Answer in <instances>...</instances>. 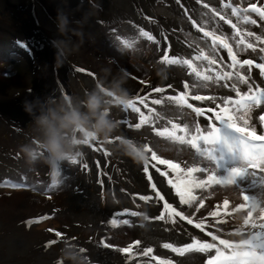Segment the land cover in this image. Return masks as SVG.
I'll use <instances>...</instances> for the list:
<instances>
[{
    "label": "rangeland",
    "instance_id": "rangeland-1",
    "mask_svg": "<svg viewBox=\"0 0 264 264\" xmlns=\"http://www.w3.org/2000/svg\"><path fill=\"white\" fill-rule=\"evenodd\" d=\"M17 0H0V11L5 12L7 8H4V6L12 5L14 9H17L18 6L19 9L15 12L16 20H11L9 17H3L1 18V21H8L9 24L15 25L18 24L19 21H22V27L21 29H16L13 32L20 33L22 36H25L26 32H28L30 29H33L34 26L40 27V30H46L45 33L41 32L39 29H36L38 32H41L43 35L44 41L47 42V46H43L42 44H38L36 42V46L33 48V52L35 56H37L39 59L42 57V63L46 67V71L48 74V80L47 84L48 86L56 87V84L51 81V72L57 71V77L60 79V83L64 84L65 86L69 87L71 91L73 92L74 96H83V93H86L88 88H86L84 85L85 83L91 84V89L95 86L92 80L85 81L86 77L84 76V81H81L78 83L77 76L73 74V78L75 82H77V86L74 88L71 86V83L68 81V78H70L71 69L73 68L76 71H79L80 68L87 67L90 69H96L97 71H103L105 68L111 69V72L107 74V77L109 80H111L112 76L116 74H126V85H132L136 84L138 86H147L150 82V80H153L154 77L157 74L158 70H162L165 68V74L166 71L170 72L172 75L174 74L173 67L179 72L181 80L177 79V83L180 84L183 83L182 88L174 87L172 89H168L167 85L170 84V78L167 76L162 79H158L156 77L155 82L160 83L161 85L159 88H164L165 91L175 90L177 94H179L180 91H188L191 94H203V95H211L215 94L212 91H210V88H215L216 85L213 82L211 85H207V82H201L199 78L196 76L189 77V73L191 72L189 69H186L185 65H179V66H172L170 67L166 61L160 60V55L158 53L157 45L155 44V41H148L146 37H142L140 35V29H131V30H125L123 29V26L120 25V23L112 22V16L110 15V12L108 10H105V6L102 4V6L99 4L98 1H93V3H90L88 0H83L86 5L92 6L97 8L98 10L102 11V15L105 17L107 24L110 28V36L105 34L103 38L105 39L102 43L97 42L95 44L90 45L89 49L85 50L81 55L77 51L70 50L67 46H64L63 43H61V47L65 50V56L59 57L60 59L52 61L54 58V55L57 54L58 56V48L53 46V41L61 42L62 40L57 37L56 35L52 36L50 29L44 25L42 22H47L45 19H42L43 12L46 13V16L52 18L54 21L58 22V26L60 24V18L66 17L67 19V25H64L63 30L61 32L67 33L70 32L71 34H81L83 33L85 36H88L91 40L94 39L95 33H91L89 31L90 22L84 21L83 19H80L79 16H76L72 12H68L66 10L65 6L67 3L64 4V0L60 1V4L55 7L51 5V3L47 0H19L20 2H16ZM120 1V2H119ZM178 1V0H177ZM199 3V17L192 19L197 20L199 23L202 24V26L208 27L207 24L204 23V21L209 20L206 18L208 15H212V18L214 20L213 27L215 26V23L217 20L215 16V9L216 11H220L222 15H225L226 18L233 19L234 22H237L240 24L242 28L247 27L249 30H251L249 27H259V25H245L241 21H237L236 18L231 16V5H234L236 3L241 4L242 8H246L247 4L250 3L247 0H227L224 2V0H220L222 2V5H219L216 3V0H197ZM36 2L40 8L37 10L36 5L33 3ZM160 0H155V6L151 8L152 11L155 12V10L158 12V9L155 8L156 6L160 5ZM260 0H253L251 3H257L259 4ZM75 3L79 2L75 1ZM132 2H129V5H131ZM180 4H183V0H179ZM46 4V6H45ZM114 4V6L118 8H122L123 6H127V1L125 0H117ZM42 5L45 6V8L42 7ZM207 5V7H205ZM226 5H229L226 7ZM35 8H34V7ZM152 4L150 5V7ZM138 7V6H137ZM149 7V8H150ZM10 8V9H13ZM36 10V14H35ZM85 10V9H84ZM112 10V9H111ZM26 12L28 14H26ZM54 13V14H53ZM138 13L144 18H150L149 13L145 10H138ZM23 14V16L21 15ZM248 15H252L253 18H256V15L253 13H247ZM36 15V19H35ZM55 17V18H54ZM41 19V20H40ZM108 20L110 21L108 23ZM42 21V22H41ZM212 21V20H211ZM82 22L83 25L81 28H77L76 26H70V23H80ZM27 23L31 26H27ZM140 28L141 26L138 25ZM26 28V29H25ZM209 30H213L210 28ZM252 31V30H251ZM255 31V30H254ZM258 35H264V29L262 30L259 27V31H256ZM219 34V33H218ZM225 34H228V32H225ZM11 33L9 34H0V43L5 46L4 40L8 39L10 37ZM184 36L188 38L187 40L192 42L194 40V34L191 31H188L187 33H184ZM26 37V36H25ZM176 38V35H175ZM247 38V37H246ZM130 40L133 42L132 48H124L122 45L123 40ZM251 39L252 41H255V38H247ZM36 41V37H35ZM168 53L170 56H176L178 59H189L191 56H189L187 53H189L187 50H181L178 51L176 47L172 44L171 40H168ZM51 48H54V53L51 54ZM201 48H203L205 53H208L211 51V48L207 47L206 45H200ZM50 50V53H49ZM237 50V49H236ZM239 50V48H238ZM42 51V52H40ZM183 52V53H179ZM79 54V56H78ZM5 55H8L5 54ZM1 55L0 56V77H2L3 71L7 70V73L5 74L6 79H11L14 82H21L19 79V76L22 77V80L29 75V69L27 62H13L9 60V57ZM95 56V57H94ZM244 58H250L244 55ZM97 60H102L101 62L97 63ZM6 61V62H4ZM66 61V63H65ZM259 61V60H258ZM193 63L195 64V67L198 71H200L203 74L212 75V70L208 69L204 63L201 65H198L196 61L194 60ZM53 65V66H51ZM112 68L114 70H112ZM207 70V72H206ZM218 70L219 66H218ZM38 71V69H37ZM71 71V72H70ZM222 71V70H221ZM106 77V75H105ZM107 79V78H106ZM105 83H107V80H104ZM141 81H144V83H141ZM11 82L8 81V84ZM185 83H188L192 85L190 89L184 88ZM74 85V84H73ZM88 85V84H87ZM20 85L16 86L19 87ZM166 86V87H164ZM89 87V86H88ZM157 88V86L155 87ZM48 89V87H47ZM153 88H148L147 91H143L142 89L138 92L141 94V96H144V104H141L139 100L136 103V107L140 110L139 112L132 111L130 109H125L123 104L120 105H111L110 106V113L114 120L118 122V129L113 134L112 137H115L117 135H120L123 132H126V135L124 137L131 138L133 141L139 143V144H149L153 150L157 152V154L163 158V159H171L176 163H179L181 165V168L185 167L184 162L188 161V166H199L202 163H206V159L195 150H191L189 145L182 141L177 140L172 136H169V132H175L178 136H186L188 139L191 138V135L195 133V126L199 124V126L203 129L206 127L205 123L200 122V117H195V113L192 112V110L187 109L182 106H177L176 104L172 103L168 97L174 96L167 93H154L152 92ZM246 90V89H245ZM226 91V90H222ZM15 91H9L7 90V87L0 90V101L7 100L6 95L4 94H13ZM18 92H21L19 90ZM49 92V90L46 91V93ZM150 94V95H149ZM32 95L36 96L35 93H32ZM133 97H136V94H132ZM234 95V94H232ZM37 97V96H36ZM132 96H129L128 98H131ZM156 99H161L162 103L160 105H156L154 101ZM191 103V100L189 101ZM202 102H198L196 106H200ZM204 107H208L207 104L203 103ZM3 105V104H2ZM147 105V107H145ZM5 108H0V222L5 223L4 221L8 220L10 217V212H14L18 215H20L19 212H22V209L24 208H35V209H46L48 210V215H51L53 218L54 216L62 211V215L59 217L54 218H47L45 222H47L48 225L57 227L55 228L58 230V232H61L64 234V237L66 238L67 242H70L72 239H75L76 235H78L76 238L77 240L74 242V245L76 246V249L84 248L87 252V245L81 244L80 241H85V243H95L99 242L101 238L98 236V232H105L100 231L98 225H93L94 222H89L91 220H94L95 218L89 219L88 221L77 222L75 223L73 221V218L76 217V214H79L83 212L86 215H91L93 210L99 211L105 209L103 207V204H99V200H97V192L95 189H93V186L90 184V174L88 167H83V165H88V150H85V145L79 144L77 146V151L80 153V155L77 157V164H71L68 162V160H65L59 164V175L58 180L59 183L55 186H52L51 182V170L44 158V152L42 149L39 148L38 145L35 144V134L33 132V117L30 115L29 120L24 123L25 114L18 117L15 116L13 113H7V115L4 117ZM141 113L145 117H147V124H142L140 129L135 128H128L127 125H122L120 123L121 119L126 121H131L133 123L140 122V116ZM258 117V113H257ZM206 118V117H205ZM207 119V118H206ZM203 120V119H202ZM207 123H211V121H208ZM26 124V125H24ZM173 125H180V128H174ZM23 126H26L27 133L19 132ZM187 126L191 129V131L185 132L181 129L185 128ZM260 128H263L260 125ZM258 128V131L260 130ZM163 132L164 135L161 136L160 133ZM26 134V136H25ZM81 140H83V137H81ZM107 140L98 139L95 143H93L91 140L87 147L91 150L92 153L95 151H99L97 149H104L108 150L110 152V155H105L108 164L113 163L116 167V175H120L122 179H125L128 183L134 184L135 188L137 182L134 180L132 176L124 175L123 172L120 171L118 164L120 159H116V157L113 154V150H115L114 145L115 143L109 144L106 142ZM33 143L36 151H37V159L35 161H29L27 156L22 150L23 145ZM110 146H113V149L110 148ZM206 147H211L210 145H207ZM116 151V150H115ZM147 155H150L147 153ZM158 163V162H156ZM162 171H171L167 167V165H158ZM101 172V171H100ZM112 175L114 176V172L111 170ZM129 174H132L131 170L128 172ZM197 174H193L195 177ZM173 178L177 177V174H172ZM103 178V177H102ZM185 176H180L179 179H185ZM112 180L115 182L117 179L115 177H111V183ZM119 180V179H118ZM105 181V180H104ZM120 181V180H119ZM97 181L94 180L93 184L96 185ZM115 184V183H114ZM20 185V186H16ZM51 186V187H50ZM83 187L87 188V192H89L91 195V201L92 203L87 206L77 203L76 206H72V209L70 212H64L66 208H68V204L70 203L68 200L69 196H72V193L78 192L79 189H82ZM111 189L113 191V185L111 186ZM232 186H229L228 189H224L223 187L217 190V192H208L205 190L203 193L204 195L208 197H213L214 195H219L222 198H230L232 200H236L237 192L233 196H229L228 194L232 190ZM118 192L123 196V199H127L128 202L137 205L138 209L141 210L143 204H155L158 205L156 200H153L151 202L143 201L140 199L141 195L140 193H134L129 192L128 188L121 184L118 186ZM85 191V192H86ZM254 194H256L258 197L261 196V191L258 189H252L251 190ZM37 196V197H34ZM107 187L105 188V196H107ZM197 195H200V193H197ZM51 197V198H49ZM114 197L121 198L117 193H114ZM47 198H49L47 200ZM87 198V194L85 193V196H82V199L85 200ZM135 198V199H133ZM111 199V198H109ZM123 199H116V201H119L122 203V208L119 210H115L114 215H125L130 216V214L135 211L132 207L127 205L123 201ZM163 202V201H162ZM207 203V201H206ZM35 206H32V205ZM217 204V201L215 199L212 200L213 209H215V206ZM71 207V206H70ZM124 209H128L129 212L127 214H124ZM220 211H223L222 208L219 209ZM161 209L159 208L157 210V216L160 215ZM39 213H36L37 215ZM205 217L208 216V213H204ZM138 217H141L142 219H145L147 215H137ZM255 216V213H254ZM223 218V217H221ZM63 219L64 221H62ZM146 219L151 220L152 217H147ZM243 219V218H239ZM66 220V221H65ZM23 221V220H22ZM20 221V222H22ZM182 221L180 225H177L176 227L173 226V220H170L168 218H164L162 220L163 231L158 232L155 235H148V236H142L137 235V231L132 233L129 230H122L117 229V225H113V231H112V238H107L109 241H111L112 245L114 247L113 250L115 252H118L117 249L121 247H126L129 244H131L135 240H140L142 243L140 246H136L133 249V254L131 257L125 255L122 253L121 257L118 256L116 253H111L114 256H116V260L112 262L113 264H140L142 261L147 262L146 264H154L150 257H140L137 256L136 253L139 252L141 246L148 245V247H152L153 249L161 248L163 247L164 243H171L169 238L164 237L165 232L167 229L175 228L179 233L178 230L182 226V230H184L186 233H190L191 231L188 230V227L183 224ZM21 224V223H20ZM235 224V222H234ZM240 224H235V227H239ZM143 225V223H141ZM25 225L21 226L24 227ZM30 227V226H28ZM234 228L226 229V232L235 231ZM8 226H1L0 225V250H3L6 247V245L1 242L3 241L4 236L7 234L6 230ZM31 228L34 229L36 232L33 234L34 237H38L41 231L44 232V229H42V226H36V224L31 225ZM87 228L88 232H86L84 229ZM28 230V229H27ZM18 234V231H17ZM75 235V236H74ZM86 237L83 240L82 237ZM8 245L7 239H5ZM53 250L62 253L61 250L63 247H55L52 246ZM84 252V253H86ZM91 252H93V249H91ZM165 252H162L160 254H165ZM109 253H105L107 255ZM60 256V254L58 255ZM85 259V257H83ZM110 258V257H109ZM32 260L35 262V258L32 257ZM173 262H176L175 259H171ZM101 260H95V262L100 263ZM1 264V262H0ZM44 264H49L48 261H46ZM105 264H108L105 262Z\"/></svg>",
    "mask_w": 264,
    "mask_h": 264
},
{
    "label": "snow or ice",
    "instance_id": "snow-or-ice-1",
    "mask_svg": "<svg viewBox=\"0 0 264 264\" xmlns=\"http://www.w3.org/2000/svg\"><path fill=\"white\" fill-rule=\"evenodd\" d=\"M230 7L231 16L237 21L245 25H259L261 29H264V0H260L259 4L250 2L246 8H242L239 3ZM213 11L219 18L214 27L211 19L204 21L208 25L205 27L191 16L188 17L192 26L199 34H202L198 41L193 40L187 45L194 51V56L189 59H178L176 56H170L167 50H164L163 55L160 56V60L166 61L170 67L187 65L191 69L189 77L194 75L202 83L207 82V85H211L214 82L216 85L215 88H210V91L215 94L190 95L188 91L182 90L178 95L168 97L177 106L192 110L195 117H206L207 121H211L206 123L203 129L197 124L195 133L190 139L186 136H178L175 132L168 133L169 136L186 142L191 150L199 152L206 159V163L188 166V161H185V167L181 168L179 163L161 158L149 144H144L146 153L150 155H146L143 161V173H149V168L155 169L162 178H167V185L170 188L165 191L164 187L159 186L164 184V179L153 182L155 177L149 174L147 179L151 182L150 188L154 195H144L140 199L148 202L156 200L157 203L163 201V209L166 211L152 219L163 220L166 215H171L174 227L186 221L187 224L194 225L195 229L200 230L201 233L206 232V236L210 238H197L193 235L189 236L190 243H184L180 247L172 243L163 244L165 249H171L178 256L185 257L189 254L198 256L201 264H264V128H260V125H264V80L257 82L259 77H264V35H258L247 27L242 28L239 23L226 18L220 11L215 9ZM249 12L255 14L256 18L248 15ZM220 22L230 25L235 34H224ZM210 28L213 30H209ZM140 35L146 37L148 41L154 40V37L143 29H140ZM246 37H254L255 41ZM202 44L211 48V51L205 53L200 47ZM122 45L124 48H132L133 42L125 39ZM237 47L239 51L236 50ZM222 50L226 51V56L220 54ZM244 55L250 58H243ZM194 60L206 61L213 74L202 75L194 66ZM217 66L222 71L218 70ZM257 69L258 76L255 71ZM191 87L192 85L188 83L184 85L186 89ZM167 88L172 89L173 85L168 84ZM164 91V88L159 87L152 89L154 93ZM144 99V96H136V100H139L141 104H144ZM190 100L193 103H190ZM194 102L205 103L208 107L196 106ZM154 103L160 105L162 100L156 99ZM123 105L125 109L140 111L133 99H127ZM257 113H259L258 117ZM120 123L127 125L128 128L140 129L142 124H147V117L141 113L138 123L123 119ZM173 127L180 128V125H173ZM258 128H260L259 131ZM181 130L191 131L187 126ZM160 135L163 136L164 133L161 132ZM120 137L119 135L110 137L106 142L116 143ZM90 140L95 143L98 139H83L80 144L87 146ZM207 145L211 147H206ZM79 155L80 153L68 162L77 164ZM105 155H110V152L105 150ZM158 165H167L171 171H162ZM83 167L86 168L87 165ZM173 173L177 174L176 178H173ZM193 174L197 175L194 177ZM180 176L186 178L179 179ZM98 183L103 185L102 180ZM52 186L55 185L52 184ZM229 186L237 192L236 200L227 197L221 199L219 195L210 198L203 194L205 190L215 193L220 188L228 189ZM252 189L260 190L261 196L254 194ZM173 190L175 196L172 198H179L176 206L165 199ZM213 199L217 201L215 209L212 205ZM220 208L223 211H220ZM128 212V209H124V214ZM205 212L208 213L207 217L204 215ZM131 215L136 216L140 213L133 211ZM239 218H243V224L235 227V224L239 223ZM112 222L115 223V221ZM123 223L127 225L129 220L124 219ZM234 227L235 231H225ZM178 230L182 234V226ZM56 236L63 239L64 234L57 231ZM57 242L54 239L50 243ZM141 243L140 240H135L126 247L118 248L117 251L131 257L133 249ZM69 245L76 249L74 244L69 243ZM103 246L114 247L107 243ZM77 251L84 253L86 249L79 248ZM152 253L153 248L147 247L136 255L147 257ZM152 259L158 264H173L172 260L164 261L159 256H153Z\"/></svg>",
    "mask_w": 264,
    "mask_h": 264
},
{
    "label": "clouds",
    "instance_id": "clouds-1",
    "mask_svg": "<svg viewBox=\"0 0 264 264\" xmlns=\"http://www.w3.org/2000/svg\"><path fill=\"white\" fill-rule=\"evenodd\" d=\"M116 1L117 0H105L104 4L101 3V6L103 4L105 6V10H108V12H110V15L113 18L112 22L120 23V25H122L123 27L126 26V30L133 29L132 28L133 26H138V25L141 26L140 22L133 20L127 14H123L120 12L113 14L114 9L117 11H120L121 9V8L114 6V4H112V3H115ZM160 1H162L160 2V5L156 6L155 8L157 9L162 8L167 3L165 0H160ZM226 1L227 0H224V2ZM129 2H127V6H123L122 8H127V9H129L130 7L133 8L134 6L133 3L129 5ZM176 2L183 9V12L178 16L180 21L182 20L186 22L190 21L188 19L189 16L194 17V18L199 17V13H200L199 6L200 5L197 0H194L196 7H193L192 5L187 3L185 0H183V4H180L177 0ZM109 3H111V5ZM216 3L219 5L223 4L222 2H220V0L216 1ZM136 6H138L137 7L138 10L139 9L145 10L146 12L149 13V16H150V18H144L140 15V13H138L139 18L138 17L136 18L139 21H144L143 19H146V21H151V20L156 19L154 15H156L158 12L156 10L155 12L151 10V8L155 5H152L150 8H148L149 10L144 8L141 4H138ZM36 9L38 10L37 7ZM122 12L128 13V11H122ZM43 13H44L43 15L46 16V13L45 12ZM193 13L195 15H193ZM35 14H36V10H35ZM206 18L211 19L212 23L214 24L212 15H208L206 16ZM216 18L217 20H219L218 17ZM35 19H36V15H35ZM109 22L110 21L108 20V23ZM66 23H67L66 17H61L60 24H59V27L61 30H63L64 25ZM220 26L223 28L224 34L225 32L231 33L233 35L235 34L234 30L231 29L230 25H228L230 29H226L225 23L223 22H220ZM249 28L252 31L255 30L256 32L255 28L253 27H249ZM138 29H141V28H138ZM188 31L193 32L192 30L187 29L183 31V35L184 33H187ZM148 32L156 39L155 35L152 32L150 31ZM163 34H164L167 45H168V40H171L170 36L175 37L176 35L172 30H169L164 26H163ZM194 37H195V34H194ZM194 40H197V39L194 38ZM10 41L13 43L14 46H19L20 43L23 42L21 38L20 39L13 38V40L10 39ZM42 41H44V38L41 41L39 39H36V41L35 39L34 40L32 39L31 42H33V44L30 43L32 46V49L36 46L35 45L36 42L41 45ZM160 42L161 41L156 42L155 44L157 45L158 53L162 55V53L164 52L161 51ZM171 42L174 45V41L171 40ZM61 43L62 42L53 41V46L58 48V56H56L57 54L54 55L56 60L59 59L58 57L65 56V50L63 47H61ZM188 43H191V42L188 40L183 41L182 50H187L189 52L187 54L192 57L194 56V54L187 47ZM0 48L4 49L3 43L2 45L0 43ZM168 48H169V45H168ZM201 49L203 50V48ZM12 53H8V55H5V56L9 57V60L14 62V57L11 56ZM179 53H183V52H179ZM4 54H7L5 50H4ZM196 63L198 65H201L203 62L196 61ZM185 67L186 69H189L187 65H185ZM206 67L208 69H211V67L208 64ZM80 69H85L88 73H83ZM80 69L79 71L75 70L74 73L72 72V76L70 75V78H68V81L71 83V86L74 87L73 84L77 86V82H75L73 78V74L78 77L77 78L78 83H80L81 81H84L83 80L84 76L86 77L85 81L89 82L90 80H92L93 83H95L94 84L95 86L92 89H91L90 82L85 83L84 86L90 90H88L86 93L82 92L83 96H74L73 92L71 91L69 87L65 86L64 84H61V88L64 91L61 98L57 96V97L45 98L41 100L39 97L32 95V92H30L29 90H26L25 92L18 94L15 98L0 101V104L5 105L7 101L21 99V105L23 109L26 110L23 113L26 115L24 118V123H26L29 120L30 115L33 117L32 127H33V132L35 134V144L38 145L39 148L42 149L44 152V158L46 162L48 163L50 170H51L50 172L51 177H52L51 182L54 185H57L59 183V180L57 178L59 175V164L65 160L72 159L75 155L78 154L77 146L81 142V137H83V139L90 138V139L107 140L108 138L113 136V134L118 129L119 125H118V122L112 118L109 108L111 105L125 103L126 99L135 92L134 87L137 86L136 84L125 86L127 77H126V74H123V73L116 74L112 76L111 80H109L108 77L106 79L105 75H100L99 71H97L96 69H90L87 67H83ZM217 69H218V66H217ZM162 70L165 71V68H163ZM173 70H174L173 75L170 72L166 71L167 76L170 78V84H172L174 87L182 88L183 83L182 82L180 84L177 83V79L181 80L180 74L174 67H173ZM189 70L191 71V69ZM159 71L160 70H158L156 74L158 76H159ZM54 72H57V71L55 70ZM103 72L108 74L111 72V69L105 68L103 69ZM155 79H156V76L154 77L153 80H150L147 86H143L140 88V90L141 89L143 90L141 94L147 91L148 88H155L156 86L159 87L161 85L160 83H156ZM159 79H162V78H159ZM104 80H107L108 82L105 83ZM164 93L171 94V95H178L175 90H171V92L165 91ZM141 94L139 93L137 95H141ZM191 103L193 102L191 101ZM3 113H4V117H3L4 119L8 113L6 111V108ZM12 113L14 115L17 114L15 111ZM261 126L264 128V125H261ZM24 128H26V126H23L19 132L27 133L26 129ZM125 135H126V132H123L119 135L121 137L114 145L115 150L120 151L124 155L128 156L135 164L143 162L147 155L144 146L142 144H139L133 141L131 138L124 137ZM110 148L113 149V146H110ZM22 150L27 156V158L29 159V161H35L37 159V151L33 143H28V144L23 145ZM85 150H88V153H89L88 163H94L92 167L88 168V170L90 174V182H91L90 184L93 186V189H95L97 192L96 199L99 200V204H103V207H105L106 202L108 200L123 199V198L114 197V193H117V192L115 190V184H114L115 181L112 180V183H111V177H115V178L120 177V175L118 176L116 175L117 171H116L115 165L113 163L107 165L108 162L103 160L101 156L96 157L97 151L92 153L91 150L87 146H85ZM120 158L123 159L121 156V153H120ZM122 163H124V167H121L119 169L121 172H123L124 175H127L126 173H128L130 169L128 168V165L126 164L124 160L123 162H119L118 166L121 165ZM136 167H138L137 170L140 168H143V166L141 167L137 164H136ZM111 170L114 172V176L112 175ZM130 175H133V172ZM140 177L141 178L143 177L142 184L151 183L147 181L145 176H143L141 173H140ZM94 180L97 181L96 185L93 184ZM101 180L103 181V185L98 183V181H101ZM112 185H113V191L111 189ZM106 187H107V193H108L107 196H105ZM136 187H138V184H136ZM80 190L86 191L87 188L83 187L82 189H79L78 191ZM145 191H150V189H146ZM129 192H132V191L129 190ZM76 194H78V192L72 193V196ZM34 197H37V196L34 195ZM48 199L49 198H47V200ZM67 201H71V196H69ZM32 206H35V205L33 204ZM114 212L115 211H113L112 213H108L105 217H95L94 220L89 221V222L93 221L94 222L93 225H98L99 229L103 227H107L110 229V231H105L106 232L105 235H102V236L98 235L101 238L99 242L90 243V245L94 246L95 255L97 251H102V250L104 251V253L100 254L103 257V261L101 262H103L104 264L105 262L108 264H113L111 259H109V257L107 260L104 259L105 253H116L113 249L102 246L104 243L112 245L111 241H109L107 238H112L113 225L116 224L117 229L122 230V232H124L123 229L121 228L123 224V220H122L123 216L119 215L117 217L114 215ZM19 213L20 215H18V218L20 219V221L23 220L22 222H19V225L20 227L25 225L26 229H29L31 227V225L27 224V221L30 219L32 215L34 216L36 213H39L37 214L38 216H41V215L45 216V218L41 219L40 223L36 224L34 222L32 225L36 224V226H42L43 227L42 229H44V232L49 231L51 233V236H54L60 240L59 241L60 243H62V241H65V246L61 250L62 252L61 260L64 262V264H88L87 261L91 257V255H93V252L79 253L75 248L69 245V242L66 241V238L64 236H63V239H61L60 237H57L56 232L58 230L55 229L57 227L50 226L47 224V222H45L46 219L48 218L46 216L48 214V210L35 209L31 207V208H24L22 209V212H19ZM50 218L54 220L53 217H50ZM112 221H115V223H113ZM74 222L77 223L80 221H74ZM0 225H1V222H0ZM186 226L188 228L190 227L189 225H186ZM164 235H166V237L169 238L170 241L172 240L168 233ZM77 236L78 235H76V237ZM76 237H75V241L77 240ZM83 238L85 239L86 237L84 236L81 239L83 240ZM80 242L81 244L84 243L83 241H80ZM183 243H184V240L182 242H179V244H183ZM175 244L176 242H174L173 245ZM58 245L61 246L60 244ZM175 246H179V245H175ZM168 254L171 255L173 259H175L177 264H187V262H183L181 260V257L178 256L176 253L170 251ZM83 257H85V259Z\"/></svg>",
    "mask_w": 264,
    "mask_h": 264
},
{
    "label": "bare ground",
    "instance_id": "bare-ground-1",
    "mask_svg": "<svg viewBox=\"0 0 264 264\" xmlns=\"http://www.w3.org/2000/svg\"><path fill=\"white\" fill-rule=\"evenodd\" d=\"M51 3V5L54 6V10L55 7L57 5L60 4L61 0H47ZM75 1L79 2L80 5L78 3H75ZM90 3H93V1L95 0H88ZM99 2V4L101 5V3L104 4L105 0H96ZM127 2L131 1L133 3V8H121L120 11H117L114 9V13L120 12L123 14H127L129 15L130 18H132L135 21H138L141 23V29L144 30H148L150 32H152L155 37L161 41V51L164 52V50H168V45L165 41V37L163 34V26L166 27L169 30H172L175 34H176V38L175 37H171V40L174 41V46L176 47V49L178 51L182 50V45H183V41L187 40L184 35H183V31L190 29L194 32L195 34V38L197 40H199L200 36L202 34H199L197 29L194 28V26H192L190 21H180V19L178 18V16L183 12V9L178 5V3L176 2V0H165L167 3L162 7V8H158V13L155 16V20H151V21H146V19H143L144 21H139L136 17L139 18L138 15V8L136 5L141 4L144 8H146L147 10H149L148 8L150 7V5H155V0H125ZM187 3H189L190 5H192L193 7H196L194 0H185ZM218 1V0H216ZM249 2L253 1V0H247ZM16 2H20L19 0H17ZM67 3L65 6L66 10L70 13L72 12L73 14H75L76 16H79L80 19H83L84 21H89L90 22V26H89V31L91 33H95V37L93 40H91L88 36H85L83 33L81 34H71L70 32L67 33H63L61 32L60 27L58 26V22L54 21L52 18L48 17V16H42V19H45L47 22H42L44 25H46L50 31L52 36L56 35L57 37H59L63 43L64 46H67L70 50L73 51H77L78 53H80V55L87 49H89L90 45L95 44L97 42L100 41V43H102L105 39L103 38V36L105 34L110 36V28L109 25L106 22L105 17L102 15V11L98 10L95 7L86 5V3L83 0H64V4ZM34 5H36V7L39 9L40 8L38 6V4L36 2L33 3ZM111 5V3H109ZM46 6V4H45ZM44 5H42L43 8H45ZM47 7V6H46ZM85 9V10H84ZM122 11H128V13L126 12H122ZM176 13V14H175ZM54 14V13H53ZM112 14V15H113ZM193 15H195L193 13ZM55 18V17H54ZM41 20V19H40ZM0 25H4V23L1 21L0 19ZM67 25V24H65ZM83 25L82 22L80 23H70V26H76L78 29L81 28V26ZM31 26L27 23V26ZM133 29H138V26H133ZM225 28L226 29H230V27L228 25L225 24ZM256 29V31H259V27H254ZM33 29H39L40 27L38 26H34ZM123 29L126 30V26L123 27ZM263 30V29H262ZM41 32L45 33L44 35H46V30H40ZM41 32L37 31V34L35 36H33V40L35 39H39L40 41L43 39V35L41 34ZM41 44H43V46H47V42L42 41ZM23 48L25 50V45H23ZM51 54H55L54 53V48H51ZM49 50V53H50ZM191 50V49H190ZM193 52V54L195 55L194 51L191 50ZM42 52V51H40ZM14 54L16 55V52H14ZM1 55H5L4 54V49L0 48V56ZM221 55L226 56L227 53L226 51H221ZM79 56V54H78ZM95 57V56H94ZM59 58V57H58ZM60 59V58H59ZM56 60V58L54 57L52 59V61ZM97 63L101 62L102 60H97ZM66 63V61H65ZM112 70H114L112 68ZM71 71L74 73V69L72 68ZM70 71V72H71ZM258 76V69L255 70ZM71 72V74H72ZM99 74L100 75H106L107 78V74L104 73L103 71L99 70ZM156 77L159 78H164L166 77L165 71L164 70H160L159 71V76L156 75ZM5 78L0 77V90H2L3 88V82L5 81ZM260 80H264V77H259L257 82L259 83ZM48 87L47 81L44 82L43 85V89H46ZM74 87H76V85L74 84ZM0 108H6V111L8 113H12V112H16L17 114L15 116H22V114L26 111L25 109H23L22 105H21V99L18 100H11V101H7L5 103V105L0 104ZM121 156L123 158V160L126 162V164L128 165V168L133 172V175H130L129 173H126L128 176H132L134 178V180L137 182L138 184V188L136 189L134 184H130L128 183L125 179H122L121 177L116 178L117 181L115 182V190L116 192L119 194L117 188L118 186H120L121 184H124L130 191L134 192V193H141L142 192V188H143V181L142 178L140 177V173H143V168H140L137 170L138 167H136V164L126 155H124L121 152ZM126 166V165H125ZM156 174H159L157 172H155ZM120 181H119V180ZM167 185V178H164V184L162 186H166ZM148 189H150V187L148 186ZM85 193L87 194V198L85 200L82 199V196H85ZM120 195V194H119ZM93 195H91L89 192H85L84 190H80L78 191V194L71 196V201H69L70 203L68 204V208L65 209L64 212H70L72 209V206H76L77 203L80 204L82 202V204L89 206L91 204V197ZM175 194L172 195V197H174ZM178 197H176L175 199L170 198L168 199V201L170 203H173V205H177L178 203ZM123 201L125 203H127V205H129L130 207H132L135 212L137 213H141L142 215H147V217H154L157 216L156 210H157V206L155 204H144L141 210H136L138 209L137 205L132 204L130 202H128L127 199H123ZM148 205V206H147ZM71 206V207H70ZM149 207V208H148ZM122 208V204L119 201H116L114 199L108 200L106 202V206L105 209L103 210H93L91 215H86L83 212L76 214V217L73 218V221H80L82 223H84V221H88L89 219L95 218V217H105L108 213H112L113 211H115L116 209H121ZM46 210V209H44ZM62 215V211L58 212L54 218L59 217ZM1 219V218H0ZM127 219L129 220V223L127 225H125L124 223L122 224V229L124 230H129L132 233H134L135 231H137V235H142V236H148V235H155L157 234L159 231H163V224L160 220H148V219H142L141 217L133 216L130 214V216H126L124 217L122 220ZM221 219H224L221 218ZM62 221H64L63 219H61ZM66 221V220H65ZM7 224H4L3 222L1 223V226H8V227H12L11 229L8 228L6 230L7 234L4 236L3 238V243L6 245V247L8 246V248H5L3 250H0V262L1 264H44L48 259L50 258H54L56 256H58L59 254L62 256V253H58L56 251L53 250L52 246H43V242L46 241L48 239V235L43 232L42 234H39L38 237H34L33 234L35 232H33V229L30 227L28 230L24 227H20L19 222L20 219L18 218V214L14 213V212H10V217L8 220L4 221ZM141 223H143V225H141ZM86 232H88V229L85 228L84 229ZM193 230L196 232L197 234V238H205V239H210L209 237L206 236V232L205 233H201L200 230L193 228ZM18 231V234H17ZM35 231V230H34ZM231 232V231H230ZM165 233H168L171 237V243L174 244V242H182L185 237L186 234L183 232L178 233L176 232L173 228H169L167 229V231ZM181 236H183L184 238H182ZM193 236V234H192ZM196 236V235H195ZM42 237V244H38L36 243L38 241V239ZM5 239H7L8 241V245L7 242L5 241ZM191 241H189L190 243ZM40 245V246H39ZM182 246V245H180ZM178 246V247H180ZM148 245H143L140 247V249L138 251H142L144 248H147ZM167 249H165L164 247L161 248H156L153 250L157 253H162L165 252ZM101 253H104V251H97L96 252V256L99 257ZM116 254L118 256L124 257L122 256V253H120L119 251L116 252ZM104 259L107 260L108 257H110L109 259H111L112 262H114L116 260V256L113 257V255L111 253L104 255ZM32 257H34L37 261H33ZM152 259V255L150 254L149 256ZM153 260V259H152ZM181 260L183 262H187V264H201V260L198 256L195 255H186L185 257H181ZM153 262L155 264H158L157 261L153 260ZM68 263V262H67Z\"/></svg>",
    "mask_w": 264,
    "mask_h": 264
},
{
    "label": "flooded vegetation",
    "instance_id": "flooded-vegetation-1",
    "mask_svg": "<svg viewBox=\"0 0 264 264\" xmlns=\"http://www.w3.org/2000/svg\"><path fill=\"white\" fill-rule=\"evenodd\" d=\"M4 8H7L5 12L0 11V19L3 17H9L11 20H16L15 12L19 9L17 6V9H14L12 5L4 6ZM13 8V9H10ZM27 14V12H26ZM23 15V14H21ZM22 21H19L18 24L12 25L9 24L8 21H2L4 25H0V34H9L11 33L10 37L6 40H4V50L6 53H12L11 56L14 57V62H27L28 69H29V75H27L24 80H22V77L19 76V79L21 82H14L11 79H6L5 74L7 73V70L3 71L2 78H5L6 80L3 82V88L7 87V90L9 91H15L13 94H4L6 95L7 99L15 98L18 94L25 92L26 90H29L32 93H35L37 97H39L41 100L45 98H52V97H62V94L64 93L63 89L61 88L60 79L57 77V72L52 71L51 72V81H53L56 84V87H52L51 84L48 86V89H43L44 82L48 80V74L47 69L42 63V57L40 59L35 56L31 44V40L33 39V36L37 34L36 29H30L28 32H26L25 36H22L20 33L13 32L16 29H21L22 27ZM26 29V28H25ZM13 38L16 39H22V46L21 43L19 46H14L13 43L10 41L13 40ZM0 40H2L0 38ZM31 43V44H30ZM23 45H25V50L23 48ZM16 52V55L14 54ZM38 69V71H37ZM46 69V70H45ZM8 81L11 83L8 84ZM20 85L16 88V86ZM21 90V92H18ZM49 90V92L46 93V91ZM100 231H110L109 228L103 227L99 229ZM106 232H98V235L102 236L105 235Z\"/></svg>",
    "mask_w": 264,
    "mask_h": 264
},
{
    "label": "crops",
    "instance_id": "crops-1",
    "mask_svg": "<svg viewBox=\"0 0 264 264\" xmlns=\"http://www.w3.org/2000/svg\"><path fill=\"white\" fill-rule=\"evenodd\" d=\"M33 232H36V231H33ZM43 233V231H41L40 232V234H42ZM47 235H48V239L46 240V241H44L43 242V246H55V247H57L56 245H49V239L52 237L51 236V233L48 231V232H45ZM36 243H38V244H42V237H40L39 239H38V241L36 242ZM40 246V245H39ZM62 258V256L60 255V256H56V257H54V258H50V259H48L47 261H48V263L49 264H54V263H56V262H58L60 259ZM36 260V259H35ZM37 261V260H36Z\"/></svg>",
    "mask_w": 264,
    "mask_h": 264
}]
</instances>
